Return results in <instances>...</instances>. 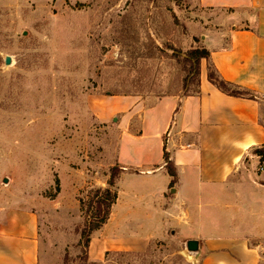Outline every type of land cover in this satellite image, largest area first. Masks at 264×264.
<instances>
[{"label": "rangeland", "instance_id": "1", "mask_svg": "<svg viewBox=\"0 0 264 264\" xmlns=\"http://www.w3.org/2000/svg\"><path fill=\"white\" fill-rule=\"evenodd\" d=\"M216 12L197 0H0V212L42 209L62 264H193L172 237L90 262L80 232L94 189L120 165L123 113L100 112L115 96L147 105L195 92L174 50L204 47L198 21Z\"/></svg>", "mask_w": 264, "mask_h": 264}, {"label": "crops", "instance_id": "2", "mask_svg": "<svg viewBox=\"0 0 264 264\" xmlns=\"http://www.w3.org/2000/svg\"><path fill=\"white\" fill-rule=\"evenodd\" d=\"M197 1L218 12L200 19L194 35L220 76L248 94L217 87L203 59L198 92L147 105L140 96L114 97L99 115L123 113V171L110 217L91 236L90 262H105L114 251L146 252L172 237L198 241L193 264H261L264 168L255 149L264 146V0ZM165 152L177 172L172 184ZM40 211L0 212V264H62L65 247L48 244Z\"/></svg>", "mask_w": 264, "mask_h": 264}, {"label": "trees", "instance_id": "3", "mask_svg": "<svg viewBox=\"0 0 264 264\" xmlns=\"http://www.w3.org/2000/svg\"><path fill=\"white\" fill-rule=\"evenodd\" d=\"M174 55L177 57H183V59L189 65V74L184 80V88H189L191 80H196L198 85L200 83V72H201V61L207 59L208 63V78L221 90L225 91L230 95L245 96L248 91L241 89L239 86L234 85L220 76L214 64L210 61V52L207 48H193L187 53L174 50ZM199 88L195 91L198 92ZM255 153L261 156V168H264V146L255 149ZM165 162L169 174L173 177L171 182L174 183L177 179V172L174 168L173 163L169 159V155L165 152ZM117 168V169H116ZM111 169V177L108 181V186L98 187L92 189L93 195L90 198L89 206L90 212L85 218L84 225L81 229L80 244L82 245L83 252H85L84 259L88 260V251L91 242V236L94 231L100 229L109 219L111 209L118 199V190L116 187V181L120 177L123 168L117 166ZM82 202V200H81Z\"/></svg>", "mask_w": 264, "mask_h": 264}, {"label": "water", "instance_id": "4", "mask_svg": "<svg viewBox=\"0 0 264 264\" xmlns=\"http://www.w3.org/2000/svg\"><path fill=\"white\" fill-rule=\"evenodd\" d=\"M7 63H10V59H7ZM187 248L189 251L196 252L199 249V243L197 240H189L187 242Z\"/></svg>", "mask_w": 264, "mask_h": 264}]
</instances>
